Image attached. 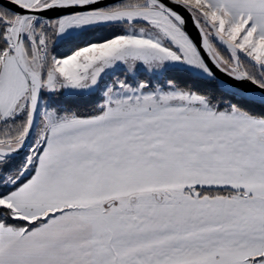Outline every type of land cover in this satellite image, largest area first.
Instances as JSON below:
<instances>
[{
  "label": "snow or ice",
  "instance_id": "obj_1",
  "mask_svg": "<svg viewBox=\"0 0 264 264\" xmlns=\"http://www.w3.org/2000/svg\"><path fill=\"white\" fill-rule=\"evenodd\" d=\"M0 264H264V0H0Z\"/></svg>",
  "mask_w": 264,
  "mask_h": 264
}]
</instances>
